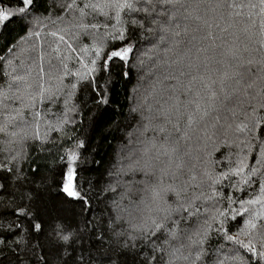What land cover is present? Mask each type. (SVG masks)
I'll return each instance as SVG.
<instances>
[{"label":"snow or ice","instance_id":"1","mask_svg":"<svg viewBox=\"0 0 264 264\" xmlns=\"http://www.w3.org/2000/svg\"><path fill=\"white\" fill-rule=\"evenodd\" d=\"M113 2L124 5L119 21L111 9L107 16L100 11L101 2L97 0H45L43 6L38 0H0V90L15 88L22 60L26 64L36 60L38 73L46 74L55 63L49 61L45 67L46 51L55 52L66 42L76 53L67 64L72 74L63 77L64 83H75L76 87L70 117L63 95L51 100L41 98L35 114L44 119H66L64 132L68 134L61 136L60 129H55L48 142L55 144L59 139L61 149L67 145L75 148L61 151L57 157L63 167L55 195L78 203L83 212L78 227L53 240L46 255L39 239L29 240L24 235L39 237L44 231L42 220H33L34 214L27 208L0 210V216L11 212L17 218L11 229L2 230L12 239L0 235V246L7 243L11 249L9 252L0 247V264H264V215H257L252 206L253 202L256 208L264 203L257 201L264 192V166L259 161L264 121L254 125V150L245 169V173L254 170V174L239 187L234 186L237 174L228 172L231 146L222 144L214 154L213 167L224 175L212 190L221 193L226 211L206 235L201 225L207 220L208 201L194 195L202 191V186L188 181L199 173L194 163L186 164L194 143L224 139L229 125H246L245 117L254 104L262 105L256 112L264 115V0L102 3ZM81 9L85 27L69 40L59 29L65 27L63 21L79 16ZM114 26V31H107ZM252 31L261 38L249 36ZM241 33L246 38L242 39ZM49 38L59 43L47 48ZM94 40L96 47L92 46ZM81 48L90 55L84 57ZM81 59L85 61L86 78L76 81ZM9 63L17 70L9 68ZM32 114L26 110V118ZM241 130L246 132L248 128ZM109 137L119 147L109 145L112 154L108 165L94 179L81 180L80 174L97 164L89 157L97 156L101 143ZM130 160H137L141 167L127 173L120 171ZM165 161L177 164V171L157 177L154 164ZM69 168L75 196H68L63 187ZM186 168L192 169L191 176ZM29 170L35 173L38 167L33 165ZM11 172L10 167L0 168V195L12 185L3 173L10 176ZM122 181H132L138 189L166 182L183 190L179 197L173 191L164 193L162 203L168 210L161 211L146 231L141 229L134 235L135 230L112 208V202L124 191L118 186ZM34 187L41 188V182L37 180ZM25 195L27 201L21 203L32 199L31 192ZM138 199L139 195L132 202ZM101 203L107 214L97 223L94 215L102 211ZM20 218L29 225L22 226ZM113 249L115 254H109Z\"/></svg>","mask_w":264,"mask_h":264},{"label":"trees","instance_id":"2","mask_svg":"<svg viewBox=\"0 0 264 264\" xmlns=\"http://www.w3.org/2000/svg\"><path fill=\"white\" fill-rule=\"evenodd\" d=\"M45 0H38V3L43 6ZM48 3H52V0H47ZM101 2L99 4L100 11L104 12L107 16L109 9L116 12V19L119 21L120 9L124 7L121 3H102L103 0H97ZM90 7H92L90 5ZM84 12L81 9L80 15H73L70 20L63 21L65 27L59 30L68 35L69 40H74L75 36L79 34V31L83 30ZM121 21V26H122ZM58 27V26H57ZM108 29V32L114 31ZM249 36H255L257 39L261 38L260 34L252 31ZM241 38H246L241 33ZM58 41H53L49 38L46 47L52 48ZM99 44L102 47L103 39L99 40ZM93 47L97 46V41H93ZM81 52L84 57H88L90 53L81 48ZM76 53L72 49L70 44L62 43L55 52L46 51L44 57L45 67L48 68L49 61H55L51 69L46 73H38V62L33 59L31 63H24L21 61L18 69L19 75H17V84L15 88H7L0 90V168H11L12 172L9 176L8 173L3 175L8 176V179L12 181V185L5 188V193L0 195V210L8 208L15 210L17 207L27 208L28 212L33 213V220H42L44 225V231L37 237L30 233H24L29 240L39 239L41 247L46 249L53 242V240H59L65 232H69L72 229H76L83 220V212L81 205L68 200H65L63 196L57 197L55 195L58 190V182L61 177L59 175L63 165L57 158L61 151H74V145H67L64 149L60 148V141L56 139L55 144H49L50 133L55 129H60V135L64 136L68 133L64 132L66 119L61 116H57L56 119H44L35 114V109L39 108L40 99L51 100L53 96L64 97L65 110L70 117L71 112L74 110L72 104V97L75 95L76 87L75 83H64L63 77L65 75L72 74V69L67 67L68 61L74 60ZM84 63L81 59L79 61V67L75 71V80L79 81L85 79L84 75ZM63 66V67H61ZM9 68L17 70L15 65L9 63ZM123 99V94L119 97ZM13 102H18L17 106H13ZM55 103V101H53ZM259 103L254 104L250 113H247V124L241 127H233L229 125V128L223 133L224 139L217 138L215 140H204L200 143H194L189 149V156L186 158V164H195L198 171V175L195 179H190L189 183H194L202 186V191L196 193L197 199H203L208 201V205L205 209L207 214V220L201 225L204 234H207V230L212 227L213 222L220 219L224 211L223 198L219 191H213V186L218 185L223 179V173H218L213 167L215 161L213 156L222 144H229L231 147L228 153H235L240 149L244 157V162L241 170L236 169V174L239 177L235 183V187H239L244 183L249 176L254 174V170H250L245 173V169L248 168V159L251 152L254 150L253 140L256 136V130L254 125L260 121H264V115H258L256 109L261 107ZM26 110L33 113L31 118H26ZM241 111V109H237ZM235 121H233V124ZM247 127L248 131H242V127ZM239 132L240 135H236ZM228 135V136H227ZM97 137L93 138L92 144L89 145L91 149ZM109 145L119 147L117 142L109 137V139L100 145L99 154L94 158L89 157V161L95 159L97 164L92 165L91 171H84L80 174L81 180L97 177L105 166L108 165L112 147ZM245 147L246 152L244 151ZM216 148V150H214ZM259 161L261 166H264V141L260 144ZM37 166L38 170L32 173L29 169L31 166ZM141 165L137 160H130V162L120 171L132 172L138 170ZM157 177H166L177 171V164H169L165 161L162 164H154ZM70 169V168H69ZM69 169L66 170L68 173ZM149 170H152L151 168ZM191 176L192 169L186 168ZM229 173L234 172L230 163ZM261 175H264L262 173ZM39 180L42 187L37 189L34 187V183ZM134 180V177H133ZM66 182V176L64 178V185ZM7 184L8 181H5ZM14 185V186H13ZM63 185V187H64ZM118 186L122 187L124 191L112 202V208L117 215L128 222V227L134 229V235H138L140 230H147L151 227L152 221L156 218L161 211L168 210V206L162 203L163 194L167 191H173L179 197L180 192L183 190L179 185L167 184L166 182H157L152 184H145L143 189L134 187L132 181H122ZM80 191L87 192L88 189L81 188ZM26 192L32 193V199L26 203H21L22 200L27 201L25 195ZM76 193V192H75ZM131 193V196L128 194ZM77 194V193H76ZM90 194V193H89ZM139 195V199L132 202V198ZM215 198V199H214ZM124 200H128L129 203H123ZM228 204L231 205V198L228 197ZM257 201H264V192L261 196L257 197ZM94 209L96 207V201L93 199ZM253 208L257 215H264V203H261L258 208L255 207L253 202ZM102 209L101 212H95L94 222L100 223V217L107 214V210L104 209L103 203L99 205ZM253 219L255 217H252ZM17 218L14 217L11 212L3 213L0 216V235L8 237L9 240L12 236L9 232L2 231L3 229H11L16 224ZM20 224L24 227L29 225V222L23 218H20ZM60 234V235H57ZM113 244L116 243L113 239ZM3 250L11 252L8 244L0 246ZM109 254L114 255L115 249L110 250ZM29 257L25 255V259ZM38 264V262H36ZM101 264H107L106 261H102Z\"/></svg>","mask_w":264,"mask_h":264},{"label":"rangeland","instance_id":"3","mask_svg":"<svg viewBox=\"0 0 264 264\" xmlns=\"http://www.w3.org/2000/svg\"><path fill=\"white\" fill-rule=\"evenodd\" d=\"M228 136V135H227ZM246 147L244 149V151L246 152ZM216 150V148L214 149ZM228 156L231 157V166H232V163H234V167L232 166V169L234 172H236V169L237 168H242V165H243V162H244V157L242 152H240V149L235 152V153H228ZM241 173H238V174H243L244 172L241 170L240 171ZM237 173V172H236ZM64 191L66 192V194L68 196H75L77 195L75 193V191L73 190V173L71 171V169H69L68 173L66 174V182H65V185H64Z\"/></svg>","mask_w":264,"mask_h":264}]
</instances>
